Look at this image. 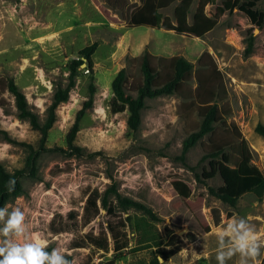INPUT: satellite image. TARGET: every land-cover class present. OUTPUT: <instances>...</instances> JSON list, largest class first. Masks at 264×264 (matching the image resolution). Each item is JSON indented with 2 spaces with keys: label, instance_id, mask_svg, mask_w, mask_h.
I'll return each instance as SVG.
<instances>
[{
  "label": "rangeland",
  "instance_id": "obj_1",
  "mask_svg": "<svg viewBox=\"0 0 264 264\" xmlns=\"http://www.w3.org/2000/svg\"><path fill=\"white\" fill-rule=\"evenodd\" d=\"M250 1H255V9L264 13V0ZM176 4L161 10L163 17L173 20ZM155 5L156 0H0V143L7 142L5 135L15 142L9 143L13 148L0 158V164L10 173L25 167L29 154L25 145L36 148L39 134L16 126L13 117L18 119L17 111L13 97L5 89L6 80L13 79L43 122L56 88L67 84V63L76 58L79 50L97 44L92 55L96 87L93 105L80 120L74 141L82 148L83 156L67 158L58 152L41 153L36 175L22 178L23 194L7 204L9 212L20 208L25 213V231L19 239L44 233L52 249L71 251L65 256L68 264L108 260L112 251L103 254L91 249H70L73 234L54 236L49 222L54 215L65 218L71 209L80 214L84 191L97 189L102 193L112 183L122 196L138 199V195L147 194L148 205L161 219L153 223L154 227L163 234L166 225L181 237L178 254L167 261L158 259L160 264L161 260L163 264H217V251L231 246L228 225L241 218L254 225L258 240L264 242V196L259 200L245 194L234 207H229L209 194V187L222 184L219 177L201 178L207 169L208 161L202 157L208 150L209 137L181 158L182 142L198 129L199 107L214 90L211 104H216L220 120L213 140L232 143L233 147L244 139L251 164L264 177V138L254 132L256 125L264 126V34L242 12L224 10L222 0H213L204 9L215 21L213 29L201 38L179 36L155 24ZM197 5L198 0H194L189 23ZM256 36L252 50L247 52L250 37ZM144 54L149 55L161 82L171 58H183L193 70L177 93L146 101L139 129L131 133L126 126L127 111L115 113L112 108L111 82L125 69L126 93L135 97ZM82 70L85 67L79 70L68 100L56 109V121L45 143L48 149H66L67 133L89 96V73ZM37 100L43 104L38 105ZM101 108L106 110L103 116ZM227 153L234 163L235 151L228 148ZM167 208H174L175 212L166 217ZM212 209L221 215L218 226L213 224ZM127 215L136 222L142 219L132 211ZM105 219L102 212L82 232L90 228L97 232V223H104ZM130 223L132 250L115 264H150L153 249L138 243L133 219ZM3 226L4 221H0V228ZM141 228L139 232H147ZM187 233L194 235L193 242L185 237ZM9 238L14 242L18 239L12 235ZM261 252L257 258L260 261L264 248ZM239 259L236 254L226 264H239ZM249 264H253L251 259Z\"/></svg>",
  "mask_w": 264,
  "mask_h": 264
},
{
  "label": "trees",
  "instance_id": "obj_2",
  "mask_svg": "<svg viewBox=\"0 0 264 264\" xmlns=\"http://www.w3.org/2000/svg\"><path fill=\"white\" fill-rule=\"evenodd\" d=\"M142 1V0H140ZM213 0H198L197 8L192 16L191 23L188 22V15L194 0H156L154 22L165 31H172L179 36L201 38L210 32L215 21L205 14V7ZM177 3V4H176ZM176 4L173 11V20L163 17L161 10L167 9ZM224 10L233 11L235 9L242 12L249 21L258 27L261 34H264V13L255 9V1L250 0H222ZM257 37H250L247 52L254 46ZM97 44L93 43L79 50L76 58L70 60L66 68L69 75L64 88H56L51 104L46 109V118L40 121L38 115L29 107L25 95L18 89L13 79L5 82L6 91L14 98V105L17 117L21 121H29L30 130L39 134L37 147L25 145L29 154L26 158L25 167L10 173L0 164V208L15 200L23 194L21 179L24 177H34L37 172V160L43 152H58L67 158L83 156V150L74 144L75 137L79 131V122L84 117L87 110L92 108L93 95L96 92L94 84V70L92 55ZM85 65V70L89 73L88 98L82 103L77 111L74 122L66 136V149L45 147L49 130L56 121V109L61 103L68 100L70 91L74 88L76 78L79 76L81 65ZM168 71L165 79L161 82L159 72L153 67L149 55L144 54L140 59L141 82L136 88V95L132 97L126 93L127 75L126 70L121 69L111 82V92L113 96L112 108L114 112L127 111L126 126L129 132L134 133L141 124V112L146 107V101L162 96H169L177 93L183 83L187 82L192 74V65L181 57H174L167 61ZM201 85V80L197 79ZM199 85V86H200ZM214 90L210 92L209 99L199 107L201 122L195 132L189 134L182 142L181 158L203 138L209 137V147L202 159L207 160V169L201 173L203 180H211L219 177L222 184L218 188H208L209 194L223 204L234 207L237 201L245 194H252L257 199L264 196V177L261 172L251 164L250 150L244 139L238 143L223 142L216 143L213 140L215 125L220 120V112L216 104H211L215 98ZM254 132L264 138V126L256 125ZM8 143L15 144L14 141L5 135ZM231 148L237 155V160L233 163L231 155L227 149ZM91 156V155H90ZM10 180L15 181L13 191H9ZM147 194L138 195V199L122 196L115 184H110L102 193L97 189H87L83 192L84 204L79 214L75 209H71L65 218L54 215L49 222V230L52 235L72 233L73 237L69 243L70 249H91L93 253L107 254L112 251L111 259L99 261L93 264H115L125 253L131 251L128 226L133 219V230L137 234L138 243L153 249V256L150 264H160L158 259L167 261L178 254L182 247V239L174 230L168 226L163 227V234H160L153 223L161 221L157 213L147 203ZM132 211L141 216V221L129 215ZM104 212L105 222L97 223V232L90 228L89 231H82L90 226ZM175 209L167 208L164 215L170 216ZM214 226L221 222V215L217 209H212ZM228 218L231 216L227 215ZM141 223V224H140ZM131 224V223H130ZM193 226V225H192ZM147 229V232L139 230ZM195 229L197 226H194ZM200 230V229H199ZM200 232V231H199ZM153 234V236H152ZM142 235V237H141ZM140 237V238H139ZM185 237L193 242L195 237L187 233ZM140 239V240H139ZM47 251L51 252V246ZM91 258V257H90ZM89 258V259H90ZM264 264V256L261 260Z\"/></svg>",
  "mask_w": 264,
  "mask_h": 264
},
{
  "label": "clouds",
  "instance_id": "obj_3",
  "mask_svg": "<svg viewBox=\"0 0 264 264\" xmlns=\"http://www.w3.org/2000/svg\"><path fill=\"white\" fill-rule=\"evenodd\" d=\"M112 95L115 94L112 93ZM36 103L40 105L43 101L37 100ZM99 112L103 116L106 110L101 108ZM13 119L16 126L23 128L25 132L31 128L29 121L21 122L15 117ZM12 148L13 145L7 142L0 143V158H3ZM9 184L11 185L9 191H13L15 181L10 180ZM5 217H7L6 220ZM0 221H4V226L0 228V237H2L0 264H68L65 256L71 255V251L60 247L53 248L51 252L47 251L49 239L44 233L36 232L30 239H19L25 231V213L20 208H14L9 212V206L6 204L0 208ZM228 231L231 233V246L226 251H217L215 256L217 264H226L236 254L240 257L239 264H249L250 259L253 264H261L257 258L262 255L261 249L264 248V242L258 240L254 225H250L246 218H241L229 224ZM10 235L18 239L14 242L9 238ZM221 247L223 248V245ZM161 264H163L162 260Z\"/></svg>",
  "mask_w": 264,
  "mask_h": 264
},
{
  "label": "water",
  "instance_id": "obj_4",
  "mask_svg": "<svg viewBox=\"0 0 264 264\" xmlns=\"http://www.w3.org/2000/svg\"><path fill=\"white\" fill-rule=\"evenodd\" d=\"M85 67V65L83 64V65H81V68L83 69Z\"/></svg>",
  "mask_w": 264,
  "mask_h": 264
}]
</instances>
